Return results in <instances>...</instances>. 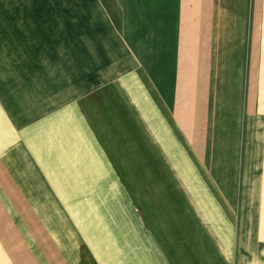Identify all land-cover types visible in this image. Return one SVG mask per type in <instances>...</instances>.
Returning <instances> with one entry per match:
<instances>
[{"label": "crops", "instance_id": "obj_1", "mask_svg": "<svg viewBox=\"0 0 264 264\" xmlns=\"http://www.w3.org/2000/svg\"><path fill=\"white\" fill-rule=\"evenodd\" d=\"M0 11L1 254L264 264V0H1ZM248 29L259 49L246 76L250 64L259 81L239 98L232 47Z\"/></svg>", "mask_w": 264, "mask_h": 264}, {"label": "rangeland", "instance_id": "obj_2", "mask_svg": "<svg viewBox=\"0 0 264 264\" xmlns=\"http://www.w3.org/2000/svg\"><path fill=\"white\" fill-rule=\"evenodd\" d=\"M203 0H201L202 2ZM209 1V0H208ZM238 0H233V4L237 3ZM204 2L206 3L207 0ZM204 4V3H203ZM29 3L27 1H25L23 3V6H28ZM217 5V3H216ZM0 6H1V0H0ZM205 7L203 6V10L201 12V15H200V19L201 21L203 22H215L214 21V14H208L207 12L204 11ZM205 10H209V9H205ZM9 20V19H8ZM6 21V15L3 14L1 11H0V25H4ZM11 31L9 30V33ZM247 35V44H241V46H233L232 47V50H233V61L234 59L237 60V63H236V67L238 66H242L244 68V70L242 69V73H243V78H242V83H241V94L238 95V97L240 98H244V92H245V83H246V80H247V85H248V89H249V86L252 85V87L254 88V90L257 88V84H258V81H259V73H257L256 70H251L250 68V64L248 66V77L246 76V55L249 57L251 56L250 54H255L256 53V50L259 49V47H257V45L255 46V44L253 45H250L249 44V38L251 37V31L250 29H248V32L246 33ZM4 46L1 44V41H0V60H1V55L6 53L5 50H4ZM250 63V61H249ZM231 117H234V111L232 112L231 114ZM228 129H233V127H229ZM232 132H235V133H238L239 132V128H237V130L235 131H232ZM0 134H3V135H6L8 134V131H7V128L3 125V122L1 121L0 119ZM14 145V144H13ZM9 174H6V176H8ZM251 183V182H250ZM249 185V183H248ZM235 196H238L239 194V190H234L233 191ZM60 217H63L61 214H60ZM7 227H8V230L12 229L13 226H14V222L11 223L10 222H7ZM3 225H5V222L3 223ZM57 225H59V227L61 229H69V227H67V223H65L64 221H59L57 223ZM18 239H13L12 241L15 242L17 241ZM58 240V238H57ZM4 239L0 238V252L4 250ZM58 256V255H57ZM40 264H46L47 262V255H40ZM0 264H32V258H31V255L30 254H4V253H0Z\"/></svg>", "mask_w": 264, "mask_h": 264}]
</instances>
